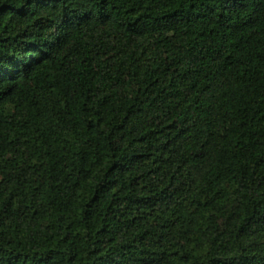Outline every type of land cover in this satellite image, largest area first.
Returning a JSON list of instances; mask_svg holds the SVG:
<instances>
[{"label":"trees","instance_id":"trees-1","mask_svg":"<svg viewBox=\"0 0 264 264\" xmlns=\"http://www.w3.org/2000/svg\"><path fill=\"white\" fill-rule=\"evenodd\" d=\"M0 264H264V0H0Z\"/></svg>","mask_w":264,"mask_h":264}]
</instances>
